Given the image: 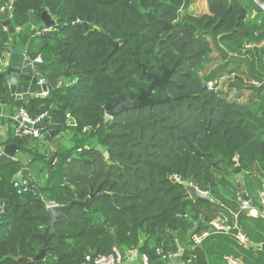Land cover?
I'll use <instances>...</instances> for the list:
<instances>
[{
	"label": "trees",
	"instance_id": "1",
	"mask_svg": "<svg viewBox=\"0 0 264 264\" xmlns=\"http://www.w3.org/2000/svg\"><path fill=\"white\" fill-rule=\"evenodd\" d=\"M4 1L9 3L0 0V57L10 36L2 25ZM15 1L14 28L28 24L30 11L35 21L43 10L56 19L40 44L43 62L55 58L42 73L57 85L49 97L22 108L38 118L54 104L39 129L69 131L70 145L48 155L36 139L14 136L13 141L29 163H43L46 178L39 190L47 200L57 205L75 201L55 221L61 235L50 234L44 257L29 264H78L85 254H106L113 246L122 253L146 254L150 264L168 262L157 248L164 254L182 251L183 264H210L224 255L243 264H264L263 215L241 218L247 245L238 243L233 229L209 226L219 214L234 223L225 205L239 207L241 186L255 208H264L259 199L264 191V12L254 0H207L206 11L197 15L181 14L185 0ZM109 38L118 42L116 48ZM213 52L222 63L202 75ZM140 64L157 76L175 67L167 87L181 97L106 118L105 103L133 99L148 85ZM228 64L243 66L246 75L233 86V96L228 93L232 88L224 91L214 81L231 71ZM6 90L0 82L3 101ZM244 90L249 94L242 101ZM164 96L159 87L150 93ZM66 114L74 119L72 125ZM23 167L19 158L0 165V202L5 205L0 264H19V257L32 258L43 245L45 203L27 202L28 196L12 187ZM175 174L179 180L172 178ZM190 183L208 192L211 201L193 199ZM204 233L194 245L192 237Z\"/></svg>",
	"mask_w": 264,
	"mask_h": 264
},
{
	"label": "water",
	"instance_id": "2",
	"mask_svg": "<svg viewBox=\"0 0 264 264\" xmlns=\"http://www.w3.org/2000/svg\"><path fill=\"white\" fill-rule=\"evenodd\" d=\"M197 1V0H195ZM207 3V0H205ZM230 1V0H229ZM190 5V0H185L184 4L180 7V11H185L187 7ZM17 6V1H13L10 5L8 2H2V12H3V21L2 25L9 31L10 34L15 32V28L12 26L10 18L14 12L15 7ZM230 6V3H229ZM56 22V19H52L47 10H43L40 15L39 23H36L34 19V15L32 11L29 12V21L28 24L23 29V36L20 41V45L18 46H8L6 47L9 56L1 60L0 62V80H3L7 86L9 93L14 96V100L12 104L8 105L7 108L11 109V117H13L14 112L26 104L32 98H42L47 97L48 95L45 92H48L51 88L57 85V80L47 79L43 83H38V77L34 74V70L42 68L45 65L50 64L55 60L52 57L51 60L47 62H36L35 59L38 57V53L41 50V47L38 48L37 53L33 55H28L25 49L28 40L31 36L38 34L44 28L50 27L52 24ZM76 24H79L77 22ZM83 26H87V22L82 23ZM164 26L167 29H172L171 23H165ZM38 32V33H37ZM39 36H43L42 33H39ZM109 41L112 43L113 47L116 48L118 45L117 41H114L109 38ZM142 68V74L146 76L149 80L148 85L145 88L140 89L139 94L135 98H127L124 99L121 97L116 100L114 103H105L103 106L105 116L109 118H113L116 114L122 111H128L133 109H139L144 106H153L154 104H159L163 102H168L169 99H179L181 96H173L169 93L167 83L170 77L171 72L175 69L172 67L171 69L163 68V72L161 76H157L151 72H149L143 64H140ZM78 70L73 69V72H77ZM69 72H65L64 76L67 77ZM154 87H159L164 90L165 96L163 98H152L150 97V93ZM49 97V96H48ZM55 108L54 104H51L48 111L39 119L37 126L42 128L45 122L49 118L50 112ZM14 124L17 125L19 122V118L15 117ZM68 123L72 125L74 123L73 118H69ZM53 130L44 131L41 136L35 141L37 144L39 140H43L46 137L53 135ZM0 165H4L7 162L15 159V152L20 149V147L14 143H7L0 147ZM96 149L104 154L105 157L108 156L107 152H104V149L101 145H97ZM233 164L236 166L234 169L235 173H239L241 171L240 167L236 163V159H233ZM21 180L22 178H27L29 180L27 169L22 168L18 174H16L13 179ZM264 183V179H262ZM188 192L193 199L208 202L207 197L200 196V190H198L193 183L187 185ZM96 193V191L91 192V196ZM238 193V192H237ZM240 196L242 199L248 201L249 207H254L253 202L245 191V188L241 186L240 188ZM43 197H28L27 202H40L43 201ZM75 203V201L70 202L67 205H52L46 209V213L41 215L43 219L47 221V224L44 228L43 233L40 235L43 240L42 248L38 251V253L32 258L19 257L17 259L19 264H29L34 260L42 259L45 255V252L48 248V237L50 234H57L60 236L61 234L56 231L54 224L59 216H66L68 209ZM81 204H83L81 202ZM226 209H228L231 213L235 214V228L234 231L238 232L240 226V220L243 216L246 215L244 211L240 207H234L231 205H225ZM264 246V244H263ZM182 254L180 251L178 254L173 255L169 259V264H182Z\"/></svg>",
	"mask_w": 264,
	"mask_h": 264
},
{
	"label": "built area",
	"instance_id": "3",
	"mask_svg": "<svg viewBox=\"0 0 264 264\" xmlns=\"http://www.w3.org/2000/svg\"><path fill=\"white\" fill-rule=\"evenodd\" d=\"M254 2L257 4L259 9L264 12V1L261 2L259 0H254ZM35 61L43 62L41 57H37ZM44 81H45L44 78H40L38 80V83H43ZM208 84L210 85L211 83L209 82ZM45 93L47 94L48 92ZM43 115H41L38 118H32L24 108L22 107L18 108L16 117L19 118V122L15 128V132H14L15 136L17 137L28 136L32 139H38L42 133L39 127L37 126V123ZM66 116L67 118H69V114H66ZM79 150L80 149H78V151ZM172 178L175 180L180 179L179 176H177L176 174L173 175ZM12 187L14 188L16 194L18 195H27L28 197H43V195L40 193L39 185L35 181L29 180L27 178H22L21 180H18L16 178L13 179ZM237 194H238L239 207L243 211L248 209L249 208L248 201L241 198L240 191ZM200 196L207 197L208 200L211 201L208 192L200 191ZM259 199H260V203L264 207V191L259 192ZM43 202L45 203L46 209L49 206L57 205L53 201L47 200L46 197L43 199ZM4 209H5L4 203L0 202V213H2ZM209 226L214 230L224 229L226 231L234 228V224H229L226 217L223 214H219L214 219H212L209 222ZM205 234L206 233H204L201 236L194 235L192 237L193 244L194 245L199 244L202 236H204ZM235 237L242 238L238 234H235ZM156 252L158 254H161L162 259L168 260L167 264H169V259L171 256L179 253L177 252L174 254H169V253L164 254L162 253V250L159 248L156 249ZM190 261H191L190 258L186 259L187 263H189ZM78 264H150V261L146 254H139L136 250H130L125 253H122L117 247L113 246L110 252L106 254H99V255L85 254L82 261L79 262ZM182 264H183V260H182Z\"/></svg>",
	"mask_w": 264,
	"mask_h": 264
},
{
	"label": "crops",
	"instance_id": "4",
	"mask_svg": "<svg viewBox=\"0 0 264 264\" xmlns=\"http://www.w3.org/2000/svg\"><path fill=\"white\" fill-rule=\"evenodd\" d=\"M12 2H13V0H9L8 4L10 5ZM254 15H255V12L252 14V16H254ZM2 21H3V19H2ZM36 23H39V21H36ZM24 27H16L15 32L13 34L9 33L10 36L8 37V41L4 44L5 47L3 50V54L0 57V62H1V60H4L9 56L6 47H8V46L14 47V46L20 45V41H21V38L23 36L22 31H23ZM4 29L6 30L5 27H4ZM47 30H48V28H46V29L44 28L39 33L44 34V32ZM39 33L31 36L30 39L28 40L27 45L25 47L28 55H33L34 53H37L39 47H41V49H42V45L40 44V37L41 36H39ZM38 57H41V50L38 53ZM0 67H1V65H0ZM34 74L37 75L38 79L46 78L44 76V74L42 73L41 68L34 70ZM46 80H47V78H46ZM0 82H1V84H4L6 86V89H7L6 90L7 91L6 96H5L7 98V100L3 101L0 99V147H2L4 144H7V143L16 144L13 141V138L15 136L14 132H15L16 125L14 124V122H13L14 120H12V119H15L18 109L14 112L13 117H11V115H10L11 109H8L7 106L12 104V102L14 100V96H12L9 93L7 84L3 80H0ZM33 99H35V98H32L29 101H32ZM49 130H53V129H49ZM68 132L69 131H66L62 134H55V131H54L53 135H50L43 140H39L37 145L39 146L40 151L45 152L46 154L49 155V154L53 153L59 147L69 146L70 140L68 138ZM0 151H1V149H0ZM15 158L22 159V161L24 163L23 168L27 169L28 176L30 177L31 180L35 181L38 185H41L43 183L44 179L46 178V172L42 171L43 163L41 161L29 163L28 162L29 160L27 158V154L24 153L21 149H19L18 151L15 152ZM244 213H249V214L254 215V216L255 215H263L264 216V210H258L255 207H253V208L249 207L248 209L244 210ZM233 218H234L233 224H234V228H235V214H233ZM226 219H227V217H226ZM229 220H230V217H229ZM234 228H233V231H234ZM235 234H238L242 237V238H236L235 237L236 240L238 241V243L247 245L246 238L240 233V227H239L238 232H235ZM210 264H243V262L240 258H232L231 256L224 255V256H222V259L212 260L210 262Z\"/></svg>",
	"mask_w": 264,
	"mask_h": 264
},
{
	"label": "rangeland",
	"instance_id": "5",
	"mask_svg": "<svg viewBox=\"0 0 264 264\" xmlns=\"http://www.w3.org/2000/svg\"><path fill=\"white\" fill-rule=\"evenodd\" d=\"M206 1L205 0H197V1H193L192 3H190V5L187 7V9L185 11H182L181 14L183 13H190V14H200L202 12L206 11ZM222 63V59L215 53L213 52L211 54V59L204 65L201 74L202 75H206L207 73H209L211 70H213L214 68H216L218 65H220ZM228 70H231L229 73L227 72H223V74H220L218 76V78H216L214 81L216 83L217 88L223 89L224 91H227L229 89L230 96H233L235 90L233 89V86H235V83L238 80H245L246 75L244 73H241V71L244 70V67L241 66V70L237 69L234 67V65L232 64H228L227 66ZM69 81V80H67ZM249 94V90H244L242 92V96H241V100L244 101L247 96ZM106 118H109L108 116H105ZM237 179L238 180H242V175L238 174L237 175Z\"/></svg>",
	"mask_w": 264,
	"mask_h": 264
},
{
	"label": "bare ground",
	"instance_id": "6",
	"mask_svg": "<svg viewBox=\"0 0 264 264\" xmlns=\"http://www.w3.org/2000/svg\"><path fill=\"white\" fill-rule=\"evenodd\" d=\"M66 78V77H65Z\"/></svg>",
	"mask_w": 264,
	"mask_h": 264
}]
</instances>
